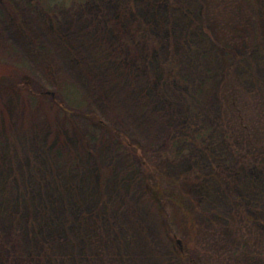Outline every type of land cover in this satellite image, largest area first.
Returning <instances> with one entry per match:
<instances>
[{
  "label": "trees",
  "instance_id": "obj_1",
  "mask_svg": "<svg viewBox=\"0 0 264 264\" xmlns=\"http://www.w3.org/2000/svg\"><path fill=\"white\" fill-rule=\"evenodd\" d=\"M0 17L25 37L0 34V264H264V0H0Z\"/></svg>",
  "mask_w": 264,
  "mask_h": 264
},
{
  "label": "rangeland",
  "instance_id": "obj_2",
  "mask_svg": "<svg viewBox=\"0 0 264 264\" xmlns=\"http://www.w3.org/2000/svg\"><path fill=\"white\" fill-rule=\"evenodd\" d=\"M71 6L72 5H68V8L66 9L68 14L64 17V21L62 22L63 29L66 32L71 33L80 48L87 49L88 51H90L95 46V41L97 39V31L93 30L95 28L92 27V23L91 21H89V18L85 13L83 14V12L79 10L78 7ZM22 14L25 18V21L34 28L38 35L46 39L48 31L40 22L37 15L32 12L29 7H25L22 11ZM0 34L1 38L9 41L10 43L21 44L25 41L23 33L19 32L16 28L12 27V25H9V23L4 22L1 17ZM100 65L102 64L100 63ZM100 68V73L104 80L107 81L109 87L108 93H114L116 91H125V84H120V82H118L119 80H117L121 72L117 73V71L120 69L118 66H116V64L110 61L107 62L106 65L104 63V66H100ZM134 81L135 85L131 88L129 87L132 96H136L138 94L139 89L142 88V84L139 82V80L134 79ZM121 85L124 86L120 87ZM4 97L10 108V112L12 113V117L17 129L23 134H25V130H27L28 123L32 122V115H24L23 105H21L18 98L12 93L5 92Z\"/></svg>",
  "mask_w": 264,
  "mask_h": 264
}]
</instances>
